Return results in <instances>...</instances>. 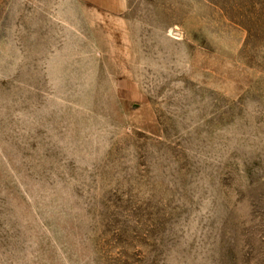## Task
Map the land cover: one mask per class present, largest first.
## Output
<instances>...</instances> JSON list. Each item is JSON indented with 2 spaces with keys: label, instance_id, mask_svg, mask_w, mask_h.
<instances>
[{
  "label": "rangeland",
  "instance_id": "374dc122",
  "mask_svg": "<svg viewBox=\"0 0 264 264\" xmlns=\"http://www.w3.org/2000/svg\"><path fill=\"white\" fill-rule=\"evenodd\" d=\"M0 264H264V0H0Z\"/></svg>",
  "mask_w": 264,
  "mask_h": 264
},
{
  "label": "crops",
  "instance_id": "0c3cea01",
  "mask_svg": "<svg viewBox=\"0 0 264 264\" xmlns=\"http://www.w3.org/2000/svg\"><path fill=\"white\" fill-rule=\"evenodd\" d=\"M97 8L109 11H119L124 9L126 0H82Z\"/></svg>",
  "mask_w": 264,
  "mask_h": 264
}]
</instances>
